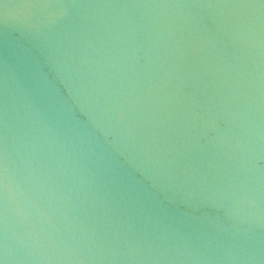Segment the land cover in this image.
I'll list each match as a JSON object with an SVG mask.
<instances>
[{
  "label": "water",
  "instance_id": "95a60500",
  "mask_svg": "<svg viewBox=\"0 0 264 264\" xmlns=\"http://www.w3.org/2000/svg\"><path fill=\"white\" fill-rule=\"evenodd\" d=\"M0 264H264V0H0Z\"/></svg>",
  "mask_w": 264,
  "mask_h": 264
}]
</instances>
